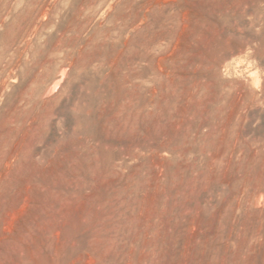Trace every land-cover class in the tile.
Segmentation results:
<instances>
[{
    "label": "rangeland",
    "instance_id": "374dc122",
    "mask_svg": "<svg viewBox=\"0 0 264 264\" xmlns=\"http://www.w3.org/2000/svg\"><path fill=\"white\" fill-rule=\"evenodd\" d=\"M0 264H264V0H0Z\"/></svg>",
    "mask_w": 264,
    "mask_h": 264
}]
</instances>
